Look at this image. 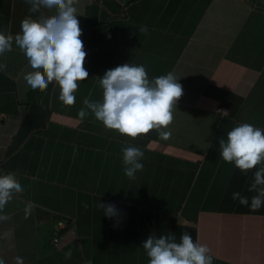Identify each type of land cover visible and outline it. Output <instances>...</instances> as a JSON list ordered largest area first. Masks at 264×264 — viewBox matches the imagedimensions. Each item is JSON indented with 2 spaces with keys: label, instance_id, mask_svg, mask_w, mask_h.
I'll use <instances>...</instances> for the list:
<instances>
[{
  "label": "crops",
  "instance_id": "0c3cea01",
  "mask_svg": "<svg viewBox=\"0 0 264 264\" xmlns=\"http://www.w3.org/2000/svg\"><path fill=\"white\" fill-rule=\"evenodd\" d=\"M74 5L89 75L78 82L73 104L58 99L53 83L27 89L29 69L15 46L0 55V173L24 189L0 213L7 216L0 260L147 264L141 242L151 232L179 238L186 231L208 245L213 264H264V207L251 209L230 195H254L248 190L254 168L242 172L219 157V138L236 123L264 128V0ZM28 7L0 0V31L14 36ZM125 62L143 64L149 78L168 71L178 77L183 91L167 139L155 129L121 134L91 113L78 117L83 98L102 95L98 76ZM127 145L144 153L134 178L122 171ZM100 201L114 202L119 216H105Z\"/></svg>",
  "mask_w": 264,
  "mask_h": 264
},
{
  "label": "clouds",
  "instance_id": "9594fccd",
  "mask_svg": "<svg viewBox=\"0 0 264 264\" xmlns=\"http://www.w3.org/2000/svg\"><path fill=\"white\" fill-rule=\"evenodd\" d=\"M24 3L29 6L28 15L21 19L19 31L14 36L0 31V55L15 46L29 69L23 76L25 87L32 91L44 90L53 83L59 86L58 99L71 105L78 82L89 75L83 66L86 52L80 39L74 0H24ZM33 15L35 19L31 18ZM140 31H147L146 26H141ZM3 67L0 63V68ZM98 84L102 95L95 100L83 98V107L77 110L81 120L91 113L103 126L121 134L136 137L155 129L162 139L169 137L167 125L173 119V106L183 91L172 71L149 78L143 64L125 62L107 68L98 76ZM120 151L123 173L134 178L143 168V150L127 145ZM219 157L242 172L254 168L248 185L254 195L244 196L239 191L230 195L251 209L264 207V128L246 121L236 123L219 138ZM23 190L12 174L0 173V213ZM97 207L107 217L119 216L114 202L100 201ZM30 211L29 203L24 208L25 217ZM6 220L7 216L0 214V222ZM141 245L149 258L147 264H213L208 245L194 241L186 231L179 238L171 231L159 235L151 232ZM70 254L71 250L65 256ZM14 260L15 264H23L21 256ZM0 264L4 261L0 260Z\"/></svg>",
  "mask_w": 264,
  "mask_h": 264
},
{
  "label": "built area",
  "instance_id": "2783aa9c",
  "mask_svg": "<svg viewBox=\"0 0 264 264\" xmlns=\"http://www.w3.org/2000/svg\"><path fill=\"white\" fill-rule=\"evenodd\" d=\"M67 223H68V221L61 220V221H59V226L65 227ZM60 237H61V234L59 232H56V234L54 236V240H53L55 245H57L59 243Z\"/></svg>",
  "mask_w": 264,
  "mask_h": 264
}]
</instances>
